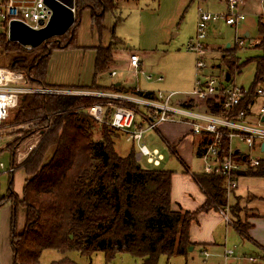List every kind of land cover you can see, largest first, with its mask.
<instances>
[{
	"label": "rangeland",
	"instance_id": "rangeland-1",
	"mask_svg": "<svg viewBox=\"0 0 264 264\" xmlns=\"http://www.w3.org/2000/svg\"><path fill=\"white\" fill-rule=\"evenodd\" d=\"M115 2V9L105 12L103 15L102 28L94 25L89 9L85 8L81 10L79 15L76 38L72 39L69 46H65V42L71 39V30L69 29L63 38L55 36L48 39L49 43L46 47L51 50V54L47 60L44 80L51 85H63V87H93L94 85L110 87L116 81L121 83L126 81L127 85L138 86L141 90H149L154 94L160 92L166 95L170 92H176L178 94L173 96V103L184 99L186 97L184 93L193 89L195 78L198 75L196 69L197 56L188 47V44L192 43L196 37L198 10L201 9L213 14L227 13L224 1L115 0ZM234 13L244 15V20L239 22L236 27L226 25L223 20H218L208 26L206 37L203 40L207 47L206 56L203 59L206 68L201 74H212L218 80L223 78L227 68L221 62L220 57L229 45L232 50L228 54H234L238 63L241 64L240 71H234L230 81L246 89L255 84V86H264V79L259 81L260 78L256 81V68L252 60L260 54V51L253 48L252 45L260 38L257 21L258 15L264 14V0H243V4L238 5ZM244 31L249 32V37H242ZM237 39H241L243 44L237 45ZM96 47H106L112 52L111 60L106 69L97 73L94 70ZM7 48V50L0 49V65L5 67H8L12 58L18 55L17 50H12L13 46ZM129 50L139 55L141 70L146 75H150V79H146L144 72L142 73L140 70L138 74H135L133 70L127 68L128 57L132 54ZM112 69L118 75L121 73L122 76L111 77L109 71ZM158 76H161L162 79L157 80L156 77ZM199 78L202 79L201 76ZM56 89L61 88L56 87ZM53 96L58 97L56 93ZM73 98L77 97L65 96L60 99L68 103ZM261 102L262 99L257 98L256 106ZM18 106L19 103L10 110L4 127L5 131L0 139L1 144L10 141L9 145L17 141L15 142L16 145L7 149L3 148L0 151V162L4 164L5 168L11 164L10 152L12 150H14L13 154L16 160L19 156L23 157L24 160L40 148L43 144L41 141L44 140L43 135L46 133V129L40 127L31 129L34 126L25 128L18 126L20 124L13 125V110ZM84 107L80 104L70 111L79 109L83 114ZM145 110V107H138L134 125L141 123L140 113L145 112ZM48 123L50 124V122ZM89 131L90 138L96 140L100 138L105 128L101 129L99 125L92 123ZM129 136L126 132L121 131L112 134L113 150L116 154L123 157L128 154L132 147L135 146L136 148V144L132 139L130 140ZM158 140L161 141L156 131H151L142 137L141 143L145 142L147 147L151 148L158 146ZM35 141H38L36 148L28 155L22 154L26 146ZM152 141H155L156 144L152 145ZM237 146L239 147L238 144ZM245 147V144L240 145L241 150H245ZM159 149L164 154L160 168L171 172L173 192V194L171 193L173 198L171 206L178 209V192H191L188 182L185 181L186 177H191L195 181L191 172L200 171L201 164L195 156H192L188 172H186L179 159L169 149H163L161 146ZM53 150V145L48 146L43 153L41 163L48 161ZM253 154L264 159V152L255 150ZM251 158L254 159V157ZM139 164L143 168L151 165L146 164L144 158ZM241 167L243 168L244 164H241ZM260 176L239 177L240 185L236 192L247 194L237 197L235 201L233 195H230L227 201L225 199V204L221 207L226 206L228 208L227 214L231 225L227 224L220 214L222 219L215 227V215L213 214L198 216L197 223L191 224V227H195L193 231L196 234L199 233L202 238L212 236L214 244L207 246L206 254L203 252V247L196 244L193 249L189 250L188 248L185 254H159L154 264H264V257L256 245L243 238L232 227L236 224L247 226L249 218L257 216L258 213L264 214V202L260 203L257 198L258 196L264 197V175ZM25 177L21 167H15L12 174L0 170V201L7 198L8 190H11L17 197H21ZM196 192L200 193L192 190L193 195ZM201 194L204 196L202 192ZM11 200H14V197H11L9 201L12 202ZM4 206L6 204L0 206V264H11L8 236L12 228L9 226V214ZM21 208L23 206L19 204L14 216L13 226L18 232L22 231L24 227L20 228L21 224L23 225V218L19 210ZM215 211L218 212V210ZM256 234L264 238V226L258 224ZM225 250H233V255L229 256L227 260L223 256ZM250 256L256 258L257 263H252L246 259ZM62 258H67L75 264H145L144 257H136L128 252L116 253L107 260L105 254L100 251L85 255L75 249L61 252L51 248L44 249L40 253L38 261L40 264H50L52 261Z\"/></svg>",
	"mask_w": 264,
	"mask_h": 264
},
{
	"label": "trees",
	"instance_id": "trees-1",
	"mask_svg": "<svg viewBox=\"0 0 264 264\" xmlns=\"http://www.w3.org/2000/svg\"><path fill=\"white\" fill-rule=\"evenodd\" d=\"M115 4L114 0H74L75 19L69 28L71 39L65 42V46L76 38L82 9H89L94 25L102 28L104 13L114 10ZM0 29V49L13 46L12 50H17L18 54L8 67L23 72L28 81L43 85L51 54L46 47L49 40L26 50L7 40L5 21L0 23ZM257 30L260 38L253 48L260 54L252 60L256 81L260 78L261 81L264 79V21L261 18H258ZM95 49L94 70L97 73L106 69L112 52L106 47ZM231 50L226 48L220 57L230 79L232 73L241 68L235 55L228 54ZM255 85L249 89L252 91ZM109 88L111 91L117 89L113 85ZM137 93L153 95L150 92ZM60 98L63 97L25 94L13 110V125L32 123L34 127L31 129H46L43 144L19 166L26 175L22 196L17 197L8 190L5 199L9 201L14 197L11 200L14 208L21 204L24 209L22 231L16 232L13 228L10 235L13 264H40L39 255L47 248L61 252L75 249L85 255L100 251L107 260L116 253L128 252L144 257L145 264H154L159 254H185L192 244L189 240L190 224L196 221L200 212L209 208L217 210L225 204L222 176L194 174L206 194L205 202L191 211L173 209L170 171L154 165L143 168L135 162L133 149L123 157L116 154L112 142L115 129L90 119L79 109L70 111L80 104L90 105L96 101L94 98L77 97L68 103ZM181 104L190 106L186 102ZM92 123L105 128L96 140L90 138ZM15 142L8 144L7 148L16 145ZM50 145L54 146L52 155L41 163L43 153ZM247 174L264 175V160L250 168ZM234 226L246 236L245 226ZM50 264L75 263L62 258Z\"/></svg>",
	"mask_w": 264,
	"mask_h": 264
},
{
	"label": "built area",
	"instance_id": "built-area-1",
	"mask_svg": "<svg viewBox=\"0 0 264 264\" xmlns=\"http://www.w3.org/2000/svg\"><path fill=\"white\" fill-rule=\"evenodd\" d=\"M227 7V13H209L199 9L196 24V37L188 47L197 56L196 69L198 75L194 81L193 89L186 94L183 101L173 103V96L178 94L170 92L166 95L158 92L152 97L141 96L135 91L133 94H118L111 90L71 89L53 86L37 85L26 79L20 71L0 65V139L5 131V123L9 112L17 105L18 97L25 94H48L58 96H84L92 97L96 101L83 108V113L90 119L107 125L108 127L126 132L136 144L134 160L157 166L162 155L156 150H150L141 143L142 135L146 130H155L160 123L180 122L189 125L192 134L201 138L202 172L208 175H220L224 181L225 193L237 187L236 173L240 170V164L235 162L233 144L240 142L249 149L255 145L264 143V87L256 86L252 91L243 86H237L232 81L218 80L212 74H201L206 63V47L203 40L206 37L208 26L218 20H223L226 25L236 26L244 20L242 13H234L241 0H223ZM262 1V0H261ZM74 10V9H73ZM49 16V10L42 0H0V23L5 21V26L10 20H19L31 28L38 29L44 25ZM264 21V14H261ZM7 34V33H6ZM243 41L237 39V45ZM25 49H31L23 46ZM140 65L139 55L132 53L128 57V68L136 74ZM116 71L111 70L109 75L116 76ZM199 76L202 77L199 78ZM158 80H161L159 77ZM253 98H260L262 102L257 107L254 121H248L251 112ZM182 102L190 106H182ZM139 106L145 107V112L140 113L144 125H134L135 113ZM28 128L32 123L18 125ZM37 142L26 146L24 155L31 153L37 146ZM6 144L0 143V151ZM14 155V154H13ZM16 159L11 166L5 168L0 162V170L12 172ZM242 161L246 168H253L259 164V159H252L250 155H243ZM227 198V197H226ZM227 207H217L218 212L226 222H229ZM233 254V250H225L224 257ZM251 262L254 258L250 257Z\"/></svg>",
	"mask_w": 264,
	"mask_h": 264
},
{
	"label": "crops",
	"instance_id": "crops-1",
	"mask_svg": "<svg viewBox=\"0 0 264 264\" xmlns=\"http://www.w3.org/2000/svg\"><path fill=\"white\" fill-rule=\"evenodd\" d=\"M114 2H115V0H114ZM240 3H241L240 5H242L243 4V0H241ZM74 17H75V14H74ZM258 18H261L260 15H258ZM242 37H249V32L248 31H244ZM6 38H7V34H6ZM10 42H12V41H10ZM227 47H229V45H227ZM206 50H207V47H206ZM129 51L131 53H136V52L131 51V50H129ZM140 64H141V61H140ZM112 70H114V69H112ZM139 70L142 73L144 72V71L141 70V65H139L138 71ZM110 71H109V73H110ZM138 71L136 72V74H138ZM143 74L145 75V78L146 79H150V75H146L145 72ZM116 75H117V77L122 76L121 73L119 75H118V73H116ZM24 76H25V74H24ZM159 77L162 79L161 76L156 77V79L158 80ZM224 81H225V74H224ZM228 81H230V79ZM228 81H226V82H228ZM125 82L126 81H124L123 83H121L120 81H116L115 84H111V85H113L114 87L117 88L116 90H113V91L116 92V93H118V94H128V95H130V94L135 93V91L137 90L138 92H150V93H152L154 95V93L152 91H149V90H147V91L146 90H141L138 86H134V85L133 86H130V84L127 85ZM37 85H42V83H37ZM43 85L53 86V87H63V85H51V83H49L47 81H45V83H43ZM81 87H84V88H81ZM81 87H73V86L72 87H69V86H66L65 88H71V89H92V90H104V89L109 90L110 89L109 87H101V86H95V85L93 87H87V86H81ZM262 87H264V86H262ZM187 93H184V94L186 95ZM20 97L21 96L18 97L17 103L19 102V98ZM74 97H84V96H74ZM184 99H181L179 101H183ZM256 99L257 98H253V103H252V107H251L252 110H251L250 114L247 117V120L248 121H254L255 120V115H256V112H257V107L260 104L259 103L256 106V104H255L256 103ZM143 123L144 122H142V120H141V123H138V124L145 125V123L144 124ZM138 124H136V125H138ZM116 131H118V130H116ZM151 131L152 132L156 131L157 135L161 139V141L158 140V146H153L151 148L147 147L150 150L156 149L162 155V159L159 161V164L157 165L158 167L161 166V163L164 160V154L159 149L160 146H161L163 149H165V148L166 149H169V151H171V153L175 157H177L179 159V161L183 165L184 170L186 172H188L189 163L191 162L192 156H195L200 161L201 169L198 172H191V174L193 175V179H194V174H200V173L203 174V172H202V164H203V162L201 160V153H202L203 143H201V138L198 135H194V134L191 133L188 124H186V123H180V122H164V123H160L158 125V127L154 131L153 130H146L143 133L142 137L144 135L148 134V133H151ZM129 138L131 140V137L130 136H129ZM9 142L6 143V146H5L4 149H7V144H9ZM142 143H144L146 145L145 142H142ZM155 144H156V142L155 141H152V145H155ZM237 144L239 145V147L237 146ZM241 144H243V143L237 142V143H234L233 144V146L235 147L233 159H234L235 162H237V163L240 164V167H241V164H244V167L243 168L241 167L240 170L237 171V173H236L237 182H238L237 187L234 188L230 192V194L228 196L224 192L225 193V199H226V201H227V198L230 195H233V198H234V201H235V199L237 197H241V196H244V195L247 194V193L246 194H242L240 192H236L237 189H238V187H239V185H240L239 177L247 176L248 175L247 172L250 170V168L249 169L246 168V164L244 163V161H242V156L245 155V154H247V155H250L251 157H254V158L259 159L260 161L264 160V159H260L258 156H255L253 154V152L255 150L256 151H259L261 153L264 152V148L262 147V143L260 145H255L254 147H252L250 149L248 147H245V150H241V148H240V145ZM131 149L134 150L135 149V146L132 147ZM10 154H11V152H10ZM13 159H14V155L11 154V161ZM21 161H23V157L21 158L19 156V158H17V161L15 163V167L16 168H20L19 166L21 164ZM260 161H259V164H260ZM145 163L146 164H149L147 162H145ZM10 166H11V164H10ZM167 171H169V170H167ZM239 172H243L244 174H239ZM8 173L12 174L13 171L12 172H8ZM254 177H256V176H254ZM171 181H172V179L170 180V198H171V202H173L172 201L173 198L171 196V193L173 194V192H172V182ZM185 181L188 182V187L191 190V192H187V191L185 193L184 192H180V193L178 192V207L181 210H189V211L195 210L197 207H199L200 205H202L205 202V200H206V194L203 192V190L201 189L200 185L196 182V180L193 181L191 177H186V180ZM223 187H224V181H223ZM224 189H225V187H224ZM192 190L199 191L200 193L202 192L204 194V196L202 194L200 195V193H198V192H196L193 195L192 194ZM257 198H258V200H259L260 203H263L264 202V197H259L258 196ZM5 204H6V206H4V207H6V210L8 211V214H9V217H8L9 226L13 229L14 228V226H13L14 225V216H15V213H16V209L14 208V205L11 204V202L8 201V200H4L0 204V206L1 205H5ZM230 207H231V205H230ZM173 209H175V208H173ZM19 210H20V214L22 215V218H23V225L21 224V226H20V228H22L24 226V209L21 208ZM215 210H216L215 208H209V209H207L204 212H200L198 214V216H203V215L205 216V215H211V214L215 215V219H214V227H215L218 224V222L221 221V219H222V217L219 215L220 213L216 212ZM257 211H259V210L257 209ZM198 216H197V218H198ZM248 221L249 222L247 223V226H245V228H246V236H243L234 225H232V227L243 238L252 241L256 245V247L258 248V250L260 251V253L262 254V256L264 257V238L261 237L260 235H257L256 234V228H257L258 224L264 226V214H259L258 213L257 216H253V217L249 218ZM192 223H197V219H196V221H194ZM191 224H190V227H189V240L192 243L191 244L192 249H193V247L196 244H198V245H200V246L203 247V249H204L203 252H204V254H206V250L205 249L207 248V246L210 245V244H214V242H212L213 241V238H212V236H210V237L207 236V238H202V236L199 233L196 234L195 231H193V229L195 227H191ZM227 224L231 225L230 222H227ZM213 230H214V228L212 229V231ZM16 232H18V231H16ZM10 235H11V232H9V236L8 237H9V248H10V253H11V264H13L12 251H11V246H10ZM223 256H224V254H223ZM250 257H252V256H250ZM250 257H247L246 259H249ZM242 258L245 259V257H242ZM252 258H254V257H252ZM227 259H228V257L225 258V260H227ZM252 263H257L256 258H254V261Z\"/></svg>",
	"mask_w": 264,
	"mask_h": 264
},
{
	"label": "water",
	"instance_id": "water-1",
	"mask_svg": "<svg viewBox=\"0 0 264 264\" xmlns=\"http://www.w3.org/2000/svg\"><path fill=\"white\" fill-rule=\"evenodd\" d=\"M49 10L44 25L38 29L31 28L19 20H10L6 27L7 39L21 46L35 48L46 40L65 34L74 22V0H42ZM230 74L225 72V81ZM264 120V119H263ZM264 148V143H262ZM239 174H244L239 172ZM192 246H189V250Z\"/></svg>",
	"mask_w": 264,
	"mask_h": 264
}]
</instances>
